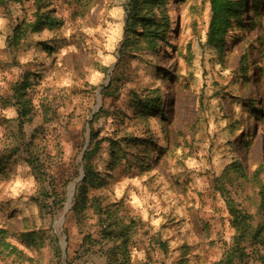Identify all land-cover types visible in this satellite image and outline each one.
<instances>
[{"label": "rangeland", "instance_id": "obj_1", "mask_svg": "<svg viewBox=\"0 0 264 264\" xmlns=\"http://www.w3.org/2000/svg\"><path fill=\"white\" fill-rule=\"evenodd\" d=\"M256 1L243 0L222 51L206 41V0L141 4L140 18L161 23L148 43L128 0L0 3V264H105L100 243L82 245L102 228L97 202L135 222L130 264H218L234 245L227 200L252 217V231L263 222L253 180L260 172L264 184V0ZM41 16L53 26L10 46L16 26ZM28 73L19 127L11 87ZM150 99L159 109L139 122L133 105ZM91 133L94 176L75 213ZM255 242L250 234L239 244L245 264H260Z\"/></svg>", "mask_w": 264, "mask_h": 264}, {"label": "trees", "instance_id": "obj_2", "mask_svg": "<svg viewBox=\"0 0 264 264\" xmlns=\"http://www.w3.org/2000/svg\"><path fill=\"white\" fill-rule=\"evenodd\" d=\"M13 1L19 0H0V3H10ZM155 3L157 6L160 4L161 0H128V18L130 20H140L142 25V36L145 41L148 43L150 39H152L153 35L156 33L151 30V27H158L161 23H155L154 20L149 18H140L138 16L137 10L140 8L141 4L146 3ZM209 8V21H208V29H207V43L210 46L217 47L220 51L224 49V42L222 41L225 30L229 27L231 20L238 21L240 19V13L243 11L245 4L243 0H206ZM256 0H253L251 3L252 7H258ZM52 20L48 17H38V19L32 23L27 24L24 23L22 28L16 26L13 29L12 37L10 38L9 44L10 46L17 47L20 44V41L25 39L28 34L35 33L41 29L43 25L47 27L53 26ZM132 24H127V26H131ZM128 27L126 31H128ZM163 27H160V31ZM162 35V34H161ZM125 44V43H124ZM123 44V45H124ZM122 45V46H123ZM49 47V46H48ZM50 48V47H49ZM28 74H24L20 81L14 82L11 87V97L12 103L15 107V111L18 114L16 119L18 121L19 127L22 125L21 119L27 117L29 113V107L27 104V98H25L26 90L30 87L31 81L29 80ZM109 88V87H108ZM136 104L133 105L134 111L137 113V120L139 122H144L149 117H155L154 113H150L153 109H159V101L148 100V101H135ZM255 102L250 100L249 103V112L251 115H255ZM156 111V110H154ZM153 111V112H154ZM159 115V114H156ZM96 116V115H95ZM93 134H90L89 144L82 156V170L83 177L80 182L75 187V192L73 195L74 203L73 210L75 213H78L76 206L84 204V198L81 199V190L86 184L91 183V180L94 176V171L92 167L88 164V161L91 155L94 152V147L92 145ZM251 146L253 145V140L250 142ZM240 148H244L245 145L242 141L239 142ZM144 146V145H142ZM145 149V148H144ZM141 164H137L136 166H140ZM1 166V164H0ZM31 169L34 173L35 178L39 174L37 166L31 162ZM241 167L237 165L234 169V172L241 173ZM258 171H256L257 173ZM259 174H254V183L257 187L256 195L259 197V203L256 207V213L259 210L264 211V198L260 199L261 193L264 189V184L259 179ZM80 195V198H78ZM62 201V200H61ZM227 208L230 215V224L234 229L235 234L233 235V243L223 258L218 262V264H245L246 257L242 250L239 247V244H242L250 234L252 236H256V245H260L262 247V253L258 252L256 259L260 262V264H264V218L263 222L256 223L255 229L252 231L250 228L252 226L251 219L252 217L240 213L237 209H235L233 202L227 200ZM90 206L96 210L99 209L98 214L102 218L101 220V230L97 234L96 240H91L88 238L87 242H84L83 247L86 246V251H91V247L96 246L94 243H100V246H97L99 250H102V254L105 257V264H130L131 262V236L134 233L136 228V224L133 220H129L127 222H123V219H119L116 216L111 215V211L106 212L98 205L96 206L92 203ZM98 207V208H96ZM97 212V211H96ZM264 216V214H261ZM87 237V236H86ZM3 232L0 231V247L3 243ZM85 241V237L83 238ZM106 245L107 248H104L102 244Z\"/></svg>", "mask_w": 264, "mask_h": 264}, {"label": "water", "instance_id": "obj_3", "mask_svg": "<svg viewBox=\"0 0 264 264\" xmlns=\"http://www.w3.org/2000/svg\"><path fill=\"white\" fill-rule=\"evenodd\" d=\"M73 189H74V184L71 186V191L69 192V198H70V196L72 195V191H73ZM68 201H69V199H68Z\"/></svg>", "mask_w": 264, "mask_h": 264}, {"label": "bare ground", "instance_id": "obj_4", "mask_svg": "<svg viewBox=\"0 0 264 264\" xmlns=\"http://www.w3.org/2000/svg\"><path fill=\"white\" fill-rule=\"evenodd\" d=\"M161 51V50H160ZM159 56H161V53L159 52V54H158Z\"/></svg>", "mask_w": 264, "mask_h": 264}]
</instances>
